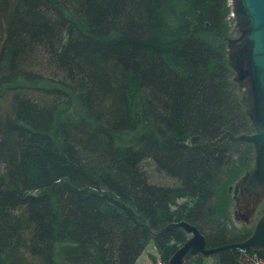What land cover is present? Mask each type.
Here are the masks:
<instances>
[{
    "label": "trees",
    "instance_id": "obj_1",
    "mask_svg": "<svg viewBox=\"0 0 264 264\" xmlns=\"http://www.w3.org/2000/svg\"><path fill=\"white\" fill-rule=\"evenodd\" d=\"M228 11V0H0V264H135L150 241L168 264L187 235L160 232L182 221L207 248L246 239L221 201L251 167L234 152H253L218 140L253 131L231 83ZM262 252L213 255L250 264Z\"/></svg>",
    "mask_w": 264,
    "mask_h": 264
},
{
    "label": "rangeland",
    "instance_id": "obj_2",
    "mask_svg": "<svg viewBox=\"0 0 264 264\" xmlns=\"http://www.w3.org/2000/svg\"><path fill=\"white\" fill-rule=\"evenodd\" d=\"M228 6L229 11L227 13L226 24L227 30L228 28L229 30L227 31V36L225 38V45L226 58L229 69L231 70V83L237 86L239 93H245L248 105L247 114L253 127V131L249 130V132L254 134L258 129L252 113L253 98L251 95L249 77L246 75L247 64L242 60L240 55V49L244 46L242 30L245 29L247 23L240 17L234 15V0H228ZM2 106L3 105H1V107ZM1 107L0 112L6 111V107ZM252 145L253 152L250 148H237L236 150H238V152H234L235 158H238V156H240V158L242 156L243 159L251 157V167L245 170V172L243 170V173L237 178V180L229 186L227 195H223V199H221L224 203L226 199H228L225 207L230 221L229 226L233 229V233H237L240 236L247 233L248 236L246 239L252 234L258 224L264 221V178L256 173L257 153L255 145ZM229 157L233 158V155L230 154ZM235 166L238 170L237 173L242 172L241 170L243 167H241L242 165L239 161ZM144 169L149 175H151V181L157 183L167 182L161 174L155 172L152 164L149 162L144 164ZM223 194H226V192ZM186 235L187 239L192 237L191 234L186 233ZM197 256L201 255L190 253L187 255V259H184V264L189 261L193 262L192 259ZM202 262L203 264H217L214 255L203 256ZM135 264H162L153 241H150L147 244L143 252L136 259Z\"/></svg>",
    "mask_w": 264,
    "mask_h": 264
},
{
    "label": "water",
    "instance_id": "obj_3",
    "mask_svg": "<svg viewBox=\"0 0 264 264\" xmlns=\"http://www.w3.org/2000/svg\"><path fill=\"white\" fill-rule=\"evenodd\" d=\"M234 2V15L247 23L245 29L242 30L244 46L240 49V55L247 64L246 75L249 77L253 98L252 113L258 130L254 134L237 136L225 132L218 140L227 137L232 142L254 144L257 153L256 173L264 178V0H234ZM174 228H180L192 237L177 248L168 264H184V259L190 253L209 256L228 248L264 250V221L259 223L244 241L217 248H207L203 234L196 226L188 222L171 223L160 233H166Z\"/></svg>",
    "mask_w": 264,
    "mask_h": 264
},
{
    "label": "built area",
    "instance_id": "obj_4",
    "mask_svg": "<svg viewBox=\"0 0 264 264\" xmlns=\"http://www.w3.org/2000/svg\"><path fill=\"white\" fill-rule=\"evenodd\" d=\"M250 264H264V252L260 255L254 254Z\"/></svg>",
    "mask_w": 264,
    "mask_h": 264
}]
</instances>
